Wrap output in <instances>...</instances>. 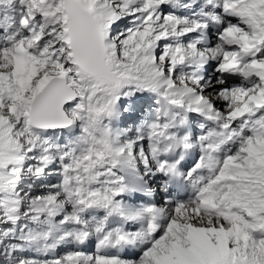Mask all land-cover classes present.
I'll return each mask as SVG.
<instances>
[{"label":"snow or ice","instance_id":"1","mask_svg":"<svg viewBox=\"0 0 264 264\" xmlns=\"http://www.w3.org/2000/svg\"><path fill=\"white\" fill-rule=\"evenodd\" d=\"M0 264H264V0H0Z\"/></svg>","mask_w":264,"mask_h":264},{"label":"bare ground","instance_id":"2","mask_svg":"<svg viewBox=\"0 0 264 264\" xmlns=\"http://www.w3.org/2000/svg\"><path fill=\"white\" fill-rule=\"evenodd\" d=\"M88 251H92V249H89Z\"/></svg>","mask_w":264,"mask_h":264}]
</instances>
